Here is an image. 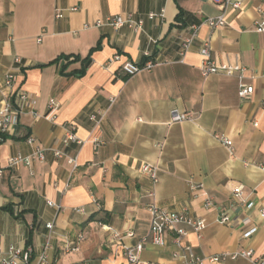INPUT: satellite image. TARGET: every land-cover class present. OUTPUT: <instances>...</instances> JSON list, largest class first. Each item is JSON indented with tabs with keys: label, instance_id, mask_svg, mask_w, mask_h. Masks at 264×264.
Instances as JSON below:
<instances>
[{
	"label": "crops",
	"instance_id": "1",
	"mask_svg": "<svg viewBox=\"0 0 264 264\" xmlns=\"http://www.w3.org/2000/svg\"><path fill=\"white\" fill-rule=\"evenodd\" d=\"M235 1L239 8L225 0H0V104L8 98L20 111L12 133L0 134V248L32 247L30 264H40L44 251L48 264H125V247L148 236V205L156 202L207 227L197 234L177 225L186 231L182 245L168 233L165 246L145 245L138 264H185L187 248L204 264H251L209 261L244 250L264 257V33L255 31L264 0ZM151 13L164 17L150 20ZM127 14L142 18L143 29L96 25ZM221 14L225 27L204 24ZM193 26L198 38L179 62ZM203 42L216 62L247 69L251 97L240 98L237 77L200 74ZM150 58L171 63L121 75L124 63ZM10 73L18 75L13 92L5 85ZM51 99L60 105L54 121L46 118ZM174 109L195 118L173 124ZM96 112L104 113L100 132L91 120ZM66 124L77 126L82 145L63 143ZM217 135L233 141V155ZM30 136L47 150L46 160L8 167L10 158L34 152ZM144 164L159 168L158 183L140 173ZM238 186L242 200L233 195ZM208 197L214 206H206ZM221 214L233 223L218 224Z\"/></svg>",
	"mask_w": 264,
	"mask_h": 264
},
{
	"label": "built area",
	"instance_id": "2",
	"mask_svg": "<svg viewBox=\"0 0 264 264\" xmlns=\"http://www.w3.org/2000/svg\"><path fill=\"white\" fill-rule=\"evenodd\" d=\"M226 5H233L235 8H239L240 2L235 0H225ZM76 10V9H73ZM56 17L61 19L64 17L65 10L57 9ZM164 13L160 14H149L148 18L150 20H155L156 18H163ZM225 15L221 14L218 17H208L204 20V24L207 25L210 30H216L218 28L225 27L227 25V20L224 18ZM144 20L142 18H137L134 14H127L125 16H110L105 20L99 21L96 23L97 26H110L115 29L122 28L124 26H128L135 30H141L144 26ZM191 35L185 38L179 50V62H184L186 55L188 54L191 46L193 45L194 41L198 38V27L193 26ZM258 33H264V12L262 13L260 21L257 23L256 30ZM200 47V54L203 57V62L199 67L203 77H209L213 75H225L231 77H237L239 80V96L242 99H247L254 94L255 88L253 85L246 83V72L247 69L240 65H232L227 63H219L213 60L212 57V48L210 47L209 42H203ZM145 55L151 56L150 53H146ZM119 57L114 59L115 61L118 60ZM112 60L111 62H113ZM16 62L20 63V59H17ZM110 62V63H111ZM171 63L169 61H161L150 58L143 64H138L134 62H126L121 68V75L125 77H132L140 73L144 72H151L156 67ZM18 83V75L15 73H10L7 75L5 85L6 87L13 92L15 86ZM20 98L23 101H30L32 98L25 92L20 93ZM58 107H60L59 103L55 99H51L48 105V114L46 118L50 121H54L56 118V113L58 111ZM264 107V102H263ZM19 115L20 111L18 108L15 107L11 100L4 99L1 101L0 104V134L1 135H9L12 133L14 128L19 124ZM194 113L191 111H180L178 109H174L171 112V123H183L187 121H193L195 116ZM36 116H38L36 114ZM104 113L96 112L91 116V120L95 123L96 128H99L103 122ZM63 138V143L65 145L74 142L82 145L84 142L80 140L77 136V126L75 124H66L65 125V134ZM224 144L226 145L229 153L233 155L234 153V144L233 141L228 139L225 136L217 135ZM27 142L35 146L34 152L30 156H23L17 155L9 159L8 167L16 168L19 165H25L27 167H31L35 161L43 162L46 160V149H43L39 146H36V139L33 136L28 137ZM95 148L98 149L102 141L100 138L96 137L94 140ZM53 154L57 158H63L64 155L60 150H51ZM71 162L77 166V159L72 158ZM262 170H264V164L261 165ZM142 174L147 175L154 183H158L159 181V168L152 164H144L141 168ZM3 176V169L0 168V178ZM202 187V186H200ZM243 186H238L233 190V195L236 198L242 200L243 196ZM154 195V194H152ZM48 205L50 207H56L57 209H61V206L58 204L52 203V201H48ZM207 207L214 206L213 199L208 197L206 201ZM249 208H253L254 204L249 203L247 205ZM80 213L84 212V209L78 210ZM148 211L150 214V232L148 236L141 241H139L134 247H125V255L126 262L125 264H138L141 260V254L145 248V245L151 242L157 246H165L166 245V235L168 233H172L174 235V243L177 246L182 245V236L186 235V231L182 229H178L177 225L186 224L190 228H192L193 232L197 234H201L207 227L206 220L201 218H192L186 215L185 213L179 212H171L161 208L156 202H153L148 205ZM260 214L264 217V208H261ZM222 225H230L233 223V219L228 214H221L218 219V224ZM54 227L53 223H48L46 228L48 230H52ZM104 228H106L104 226ZM108 229V228H107ZM255 232V229L252 230L247 234V236H251ZM128 236L132 237L133 233L130 232ZM114 239L121 240L122 237L120 234H114ZM189 253V257H182L185 260V264H204L203 259L196 258L191 249L187 248ZM34 250L32 247L27 246L25 248L10 246L9 248L2 249L0 248V256H1V264H30L31 259L33 257ZM175 257H178V254H175ZM238 258H246L250 260L251 264H264V257H256L254 256L253 251L244 250L241 252L235 253H225L221 256H215L209 258L211 263L225 261V260H236ZM40 264H48V254L44 251L40 256L39 259Z\"/></svg>",
	"mask_w": 264,
	"mask_h": 264
},
{
	"label": "trees",
	"instance_id": "3",
	"mask_svg": "<svg viewBox=\"0 0 264 264\" xmlns=\"http://www.w3.org/2000/svg\"><path fill=\"white\" fill-rule=\"evenodd\" d=\"M66 59H67V60H70L71 57L68 56V57H66ZM77 59H78V58H75L74 60H77ZM80 75H81V74H80Z\"/></svg>",
	"mask_w": 264,
	"mask_h": 264
}]
</instances>
